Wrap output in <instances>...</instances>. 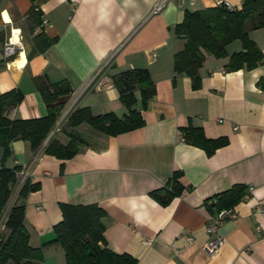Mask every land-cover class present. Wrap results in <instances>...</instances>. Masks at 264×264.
<instances>
[{"label":"crops","instance_id":"crops-1","mask_svg":"<svg viewBox=\"0 0 264 264\" xmlns=\"http://www.w3.org/2000/svg\"><path fill=\"white\" fill-rule=\"evenodd\" d=\"M160 1L0 0L4 20L21 30L25 55L19 69L10 63L20 54L3 58L8 25L0 19V94L16 89L22 95L4 116L46 115L35 76L66 81L71 88L41 145L33 150L28 140L17 138L4 163L20 167L10 203L25 179L39 184L22 200L29 245L40 249L34 264L65 263L61 246L43 245L61 220L59 203H96L105 213L107 248L130 255L135 264H264V215L254 210L256 200L264 198V26L247 28L262 53L258 65L228 70L229 57L242 50L241 41L233 40L225 57L206 54L198 70L200 86L193 89L185 73L173 70V56L184 44L174 26L185 11L217 4L164 0L154 11ZM224 1L232 9L243 2ZM31 7L39 11L38 24L28 19ZM133 68L147 69L155 87L144 107L139 90L134 92L132 107L144 121L141 127L111 136L87 122L67 125L78 107H88L93 115H125L112 75ZM190 127L224 143L207 155L186 140L183 129ZM70 133L79 139L73 156L59 159L44 152L51 140L66 145ZM172 185L181 191L166 205L150 195ZM233 185L252 189L232 206L238 216L221 224L225 242L210 254L205 225L217 212L215 197ZM6 232L1 223L0 233Z\"/></svg>","mask_w":264,"mask_h":264},{"label":"trees","instance_id":"trees-1","mask_svg":"<svg viewBox=\"0 0 264 264\" xmlns=\"http://www.w3.org/2000/svg\"><path fill=\"white\" fill-rule=\"evenodd\" d=\"M28 19L34 24L40 22L37 8L31 7ZM262 26L264 0H243L239 9L217 5L203 10L185 11L181 21L174 26L175 35L184 39V44L173 56V70L176 73H185L191 80V87L196 89L200 86L198 70L206 54L217 58L225 57V46L236 39L241 41L242 50L229 57L227 69H252L261 62L262 53L248 37L247 28ZM1 35L2 33L0 37ZM33 81L47 107V113L43 117L13 120L6 118V108L17 104L22 95L16 89L0 94V224L3 223L7 230L6 233H0V264H34L32 260L39 258L40 251L29 245V234L23 226L25 205L22 201L29 192L37 190L39 184L25 179L18 188L16 201L10 203L12 187L20 170L18 165L7 167L4 164L10 155V142L21 138L30 142L31 149L38 148L71 92L66 81L51 83L42 75L35 76ZM112 81L118 90L121 103L127 108L125 115L118 117L113 112L93 115L88 107H78L69 114L67 125L72 127L87 122L95 130L111 136L141 127L144 121L140 113L132 107L135 103L134 92L139 90L144 107L155 92L149 72L144 68L126 69L114 73ZM183 132L186 140L203 148L207 155L224 143L219 139H207L200 128H184ZM69 138L66 145L51 140L45 146L44 152L59 159L70 158L75 153L79 139L72 133ZM176 177L175 173L173 178ZM180 191L179 185H172L153 191L150 195L161 205H166ZM247 193L248 187L243 185H233L219 193L214 202L217 211L234 206ZM59 208L61 220L53 225L54 237L43 245L61 246L65 255L64 264H135L130 255L118 254L107 248L102 223L105 213L96 203H59Z\"/></svg>","mask_w":264,"mask_h":264},{"label":"built area","instance_id":"built-area-1","mask_svg":"<svg viewBox=\"0 0 264 264\" xmlns=\"http://www.w3.org/2000/svg\"><path fill=\"white\" fill-rule=\"evenodd\" d=\"M217 5H223L228 9H232L229 4L224 0H215ZM164 4V0H161L154 8V11H158ZM0 19L4 25H8V35L2 44V54L5 60H10L13 56L19 55L20 51L23 50L21 43V30L19 29L16 42L12 41L13 37V25H11L10 19L5 21L2 16V11L0 12ZM45 23V20L42 21V24ZM183 140V138H182ZM251 187H248V193L251 191ZM256 213L264 215V198L257 199L254 207ZM238 213L234 210L233 207L222 208L216 212L214 216L207 220L205 225V233L210 237V239L205 244V249L210 253H215L225 242V238L220 233L221 224L229 218H237ZM192 240V238H188Z\"/></svg>","mask_w":264,"mask_h":264},{"label":"bare ground","instance_id":"bare-ground-1","mask_svg":"<svg viewBox=\"0 0 264 264\" xmlns=\"http://www.w3.org/2000/svg\"><path fill=\"white\" fill-rule=\"evenodd\" d=\"M18 32H19V29L18 28H13V37H12V41L13 42H16V40H17V34H18ZM21 53H20V56H21V58H20V60H18V61H13V62H9L10 63V67L12 68V69H19V68H21L22 66H23V64H24V61H25V55H24V51L23 50H21L20 51ZM9 65V64H8Z\"/></svg>","mask_w":264,"mask_h":264}]
</instances>
